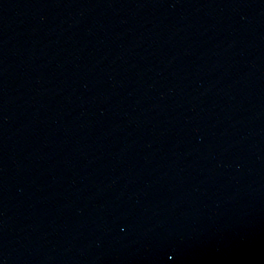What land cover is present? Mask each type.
I'll return each instance as SVG.
<instances>
[{
	"label": "water",
	"instance_id": "water-1",
	"mask_svg": "<svg viewBox=\"0 0 264 264\" xmlns=\"http://www.w3.org/2000/svg\"><path fill=\"white\" fill-rule=\"evenodd\" d=\"M0 264H264V0H0Z\"/></svg>",
	"mask_w": 264,
	"mask_h": 264
}]
</instances>
